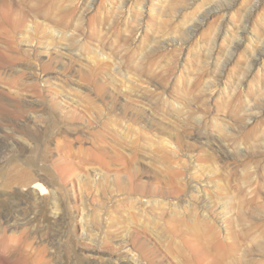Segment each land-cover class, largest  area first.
<instances>
[{
  "label": "rangeland",
  "instance_id": "374dc122",
  "mask_svg": "<svg viewBox=\"0 0 264 264\" xmlns=\"http://www.w3.org/2000/svg\"><path fill=\"white\" fill-rule=\"evenodd\" d=\"M0 52V264H264V0H0Z\"/></svg>",
  "mask_w": 264,
  "mask_h": 264
},
{
  "label": "bare ground",
  "instance_id": "6f19581e",
  "mask_svg": "<svg viewBox=\"0 0 264 264\" xmlns=\"http://www.w3.org/2000/svg\"><path fill=\"white\" fill-rule=\"evenodd\" d=\"M246 39H247V45H248V49H249V51L252 53V55L253 56H258V55H260L261 53H262V51L263 50H261V48L259 47V44H258V41L256 40L257 38H255V36H248V37H245ZM244 40V38L241 40V41H243ZM244 42V41H243ZM242 43V42H241ZM0 53H2V52H0ZM3 55V54H2ZM1 55V58H3V56ZM0 58V65L2 64V62H3V60ZM6 57L4 56V59H5ZM13 59V58H12ZM14 60V59H13ZM6 60H4V62H5ZM7 61H8V59H7ZM7 61L5 62V63H7ZM256 64H258L259 62H258V60H256V62H255ZM24 68V67H23ZM19 69H21L22 70V68H19ZM30 74H31V78H34V80H39L40 79V77L42 78V74H41V76L39 77V76H34V74H33V72L31 71L30 72ZM32 86L33 87H35L36 88V86H38V85H35V84H32ZM1 96V95H0ZM3 96H1V98H2ZM0 98V106L1 107H4V110H6L5 108H6V106H7V104H5V101H3L4 100V97H3V100ZM11 98V97H10ZM7 103V102H6ZM17 105V107H19V108H21V109H23L22 107H23V104H22V102L21 103H17L16 104ZM10 111V110H9ZM8 111V112H9ZM1 112V111H0ZM6 112V111H5ZM30 169V168H29ZM28 173V170H26V168L23 170V174L26 176V174ZM30 173V172H29ZM16 177L17 178H22L23 177V175L22 174H18V175H16ZM13 178H15V177H13ZM149 203H150V201H149ZM56 208H57V206H56ZM27 222V220L26 219H24V218H22V221H21V224L23 225V224H25ZM88 223V222H87ZM21 225V226H22ZM7 226L8 227H10V228H14L13 230H11V232H13V233H15V232H19L18 233V235L17 234H11V238L12 239H17V243L18 242H20L21 241V239L23 238V236H24V230H21V229H19L20 228V226H18V225H13V224H11V222L9 223L8 222V224H7ZM0 236H1V229H0ZM26 246V245H25ZM18 255H16L15 257V259H17V260H20V262H21V264H29L28 263V261H27V258H26V255H24L23 254V252H20V251H18V252H16ZM141 253H142V255H143V257L144 258H146V259H148V261H149V264H153V262H154V258L152 257V256H150L149 255V253L148 252H146V251H141ZM124 264H141V263H138V262H136V261H125L124 262Z\"/></svg>",
  "mask_w": 264,
  "mask_h": 264
}]
</instances>
